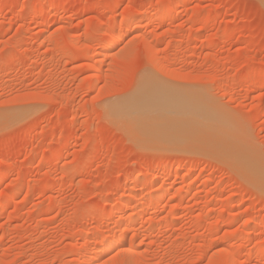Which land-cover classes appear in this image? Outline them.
Returning <instances> with one entry per match:
<instances>
[{
  "label": "rangeland",
  "instance_id": "obj_1",
  "mask_svg": "<svg viewBox=\"0 0 264 264\" xmlns=\"http://www.w3.org/2000/svg\"><path fill=\"white\" fill-rule=\"evenodd\" d=\"M6 200L0 264H264V0H0Z\"/></svg>",
  "mask_w": 264,
  "mask_h": 264
},
{
  "label": "bare ground",
  "instance_id": "obj_2",
  "mask_svg": "<svg viewBox=\"0 0 264 264\" xmlns=\"http://www.w3.org/2000/svg\"><path fill=\"white\" fill-rule=\"evenodd\" d=\"M128 21V20H127ZM126 21V22H127ZM122 32V31H121ZM121 36V35H120ZM123 37V36H122ZM125 37V36H124ZM123 37V38H124ZM120 38L121 37H114V38H112L111 40H109L108 42L109 43H107V45H109V46H114V45H116L118 42H120ZM123 40V39H122ZM106 46V45H105ZM142 83V82H141ZM149 83V82H148ZM153 83V82H152ZM146 84V83H145ZM149 85V84H148ZM147 85V86H148ZM153 85V84H152ZM142 86V85H141ZM144 87V86H143ZM143 87H142V90H140V91H144L143 90ZM160 87H162V86H160ZM147 88V89H146ZM145 88V91L143 92V94H142V92L140 93V92H138V96H136V98L132 101L131 99H130V101H128V102H126L125 104H123V105H121V108H122V110H123V112H128V113H130V111L131 110H133L134 111V109H133V107H142L141 109L140 108H138V109H140L141 110V112H143L142 114L144 115H142L143 117H145V118H147V117H149V116H154L155 115V113H156V111L154 112V111H150L149 112V110H146V108L147 107H145L144 108V106H146V105H152L153 107L154 106H156L157 107V113H156V115L155 116H157V115H162L163 114V112H166V110L167 111H170V109H171V112L173 111L174 112V110L175 109H178V108H181L180 106H182V105H180L181 103H182V99H178L177 97H180V96H176V94H174V93H169V92H167V91H165V88L163 89V88H159L158 86L157 87H155L154 89L153 88H151V87H146ZM175 88V87H174ZM170 91V90H169ZM177 91V90H176ZM175 92V91H174ZM181 95V94H180ZM137 97H138V99H137ZM181 98V97H180ZM186 99V98H185ZM194 101V100H193ZM184 104L186 103V102H183ZM183 104V105H184ZM189 104V103H188ZM185 105H187V103L185 104ZM188 106H192V105H188ZM194 106V105H193ZM115 107V106H114ZM114 107H113V109H114ZM120 107V106H119ZM161 108L162 109V111L163 112H161L160 111V109L159 108ZM144 108V109H143ZM172 108L174 109V110H172ZM185 108V107H184ZM184 108H183V110H184ZM107 109H108V107H107ZM117 109V108H116ZM148 109V108H147ZM149 109H151V108H149ZM191 109H192V107H191ZM210 109V108H209ZM118 110H119V108H118ZM122 110H121V112H122ZM145 112H149V114L151 113V115H148L147 116V114H148V112L147 113H145ZM152 110V109H151ZM158 110H159V112H158ZM178 110H180V109H178ZM216 111V110H215ZM119 112V111H118ZM121 112H119V113H121ZM152 112H154V114L152 113ZM161 112V113H160ZM175 112H177V110L175 111ZM185 112V111H184ZM212 112V111H211ZM125 114V116L126 115H128L129 116V114ZM134 114H136V112L134 111L133 112ZM219 113V112H218ZM118 114V113H117ZM138 114V113H137ZM190 114V113H189ZM192 114V113H191ZM133 115V114H132ZM140 115V114H139ZM164 115V114H163ZM193 115H195V114H193ZM197 115V114H196ZM200 115V114H199ZM122 116V115H121ZM120 116V117H121ZM131 116V115H130ZM135 116V115H134ZM141 116V115H140ZM151 116V117H152ZM205 116H206V114H205ZM210 116V115H209ZM122 117H124V115L122 116ZM143 117H142V119H143ZM184 117V116H183ZM211 117H213V116H211ZM210 117V118H211ZM128 118V117H127ZM140 118V117H139ZM150 118V117H149ZM166 118V117H165ZM195 118V117H194ZM217 118V117H216ZM130 119V118H129ZM151 119V118H150ZM3 120V119H2ZM208 120H209V118H208ZM121 121V120H120ZM130 121V120H129ZM133 121V120H132ZM160 121V120H159ZM204 121V120H203ZM127 122V121H126ZM182 122V121H181ZM184 122V121H183ZM182 122V123H183ZM208 122V121H207ZM218 122V121H217ZM221 122V121H220ZM155 123V122H154ZM154 123H153V126H154ZM214 123H216V122H214ZM147 124V123H146ZM159 124V123H158ZM184 124V123H183ZM182 124V125H183ZM207 124V123H206ZM217 124V123H216ZM186 125V124H185ZM156 126V125H155ZM160 126V125H159ZM158 126V127H159ZM157 129V128H156ZM137 130V129H136ZM163 130V129H162ZM181 130V129H180ZM189 131V130H188ZM147 132V131H146ZM152 132V131H151ZM186 132V131H185ZM206 132H208V134H209V131H206ZM132 133V132H131ZM164 133V132H163ZM171 134V133H170ZM208 134L206 133V135L208 136ZM206 136V137H207ZM209 136H210V134H209ZM204 137V136H203ZM174 145H176V144H174ZM168 166V165H167ZM169 194V193H168ZM173 199V198H172ZM156 200L157 199H155V202H156ZM12 201V203H13V200H11ZM11 201H8V200H6V201H0V205H3V206H7V205H10L11 204ZM167 201V200H166ZM154 202V203H155ZM151 204H152V201H151ZM167 205V204H166ZM165 206V205H164ZM167 207V206H166ZM165 207V208H166ZM133 216V215H132ZM132 218H134V216L132 217ZM114 248H116V244H111L110 246H109V251H113L114 250ZM261 250V249H260ZM259 250V251H260ZM263 252H264V250H263ZM241 252H239V254H240ZM261 253V252H260Z\"/></svg>",
  "mask_w": 264,
  "mask_h": 264
}]
</instances>
